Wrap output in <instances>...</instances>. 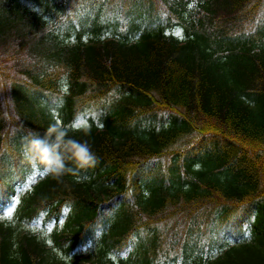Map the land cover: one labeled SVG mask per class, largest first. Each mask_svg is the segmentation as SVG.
<instances>
[{
	"label": "trees",
	"instance_id": "1",
	"mask_svg": "<svg viewBox=\"0 0 264 264\" xmlns=\"http://www.w3.org/2000/svg\"><path fill=\"white\" fill-rule=\"evenodd\" d=\"M67 1L0 0V75L14 69L40 87L17 85L14 106L0 108V197L28 170L29 134L90 103L106 107L104 128L69 135L98 162L77 171L68 160L71 170L34 187L15 225L0 224V264H129L109 253L133 237L148 264L166 230L181 240L183 264H264V0H131L121 30L88 11L102 0H69L84 5L77 20ZM70 195L64 229H29L45 201ZM103 204L113 208L108 237L91 232L93 247L74 251ZM242 209L254 211L247 239ZM231 228L241 242L213 257ZM205 233L216 235L206 248Z\"/></svg>",
	"mask_w": 264,
	"mask_h": 264
},
{
	"label": "clouds",
	"instance_id": "2",
	"mask_svg": "<svg viewBox=\"0 0 264 264\" xmlns=\"http://www.w3.org/2000/svg\"><path fill=\"white\" fill-rule=\"evenodd\" d=\"M82 127L84 126L78 121H74L71 126L53 122L43 134H29L26 138L25 154L30 161L43 165L46 173L55 176H61L71 170L68 160L77 166V171L93 168L98 158L91 145L69 135L71 130Z\"/></svg>",
	"mask_w": 264,
	"mask_h": 264
},
{
	"label": "rangeland",
	"instance_id": "3",
	"mask_svg": "<svg viewBox=\"0 0 264 264\" xmlns=\"http://www.w3.org/2000/svg\"><path fill=\"white\" fill-rule=\"evenodd\" d=\"M118 0H111L110 1V7H111V10L110 11H113V13L115 12L116 14H115V17L114 16H112V18L113 19H115V18H118V19H121V20H123L124 19V17H123V15H122V13H121V7L116 3ZM120 2H122V0H120ZM112 13V14H113ZM111 14V15H112ZM101 16H102V20H104V19H106V17H105V14L102 12L101 13ZM116 20V19H115ZM175 29V34H178V35H181V33H182V28L180 27V26H177V27H175L174 28ZM9 212H7L6 214H8Z\"/></svg>",
	"mask_w": 264,
	"mask_h": 264
},
{
	"label": "snow or ice",
	"instance_id": "4",
	"mask_svg": "<svg viewBox=\"0 0 264 264\" xmlns=\"http://www.w3.org/2000/svg\"><path fill=\"white\" fill-rule=\"evenodd\" d=\"M3 209H0V211H2Z\"/></svg>",
	"mask_w": 264,
	"mask_h": 264
}]
</instances>
